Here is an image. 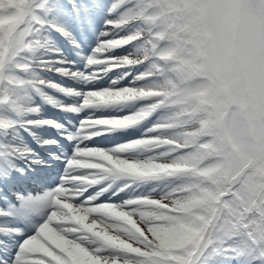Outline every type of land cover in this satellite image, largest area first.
Here are the masks:
<instances>
[{
  "label": "snow or ice",
  "instance_id": "6c2138e0",
  "mask_svg": "<svg viewBox=\"0 0 264 264\" xmlns=\"http://www.w3.org/2000/svg\"><path fill=\"white\" fill-rule=\"evenodd\" d=\"M0 18V264H264V0Z\"/></svg>",
  "mask_w": 264,
  "mask_h": 264
},
{
  "label": "rangeland",
  "instance_id": "374dc122",
  "mask_svg": "<svg viewBox=\"0 0 264 264\" xmlns=\"http://www.w3.org/2000/svg\"><path fill=\"white\" fill-rule=\"evenodd\" d=\"M8 23H9L8 18L2 20L0 22V30L5 29ZM47 113L48 115H54L51 109H47ZM259 161H258L259 163H256L254 165H253L254 161L247 165L246 163H244L246 166L243 169H241L242 172L248 174L251 170L250 167L255 168L254 172L249 177H245L244 181L241 183V189H240L243 197L249 200L250 202H252L253 204H255L258 198L264 196V160H259ZM252 178L255 180L254 182L252 181Z\"/></svg>",
  "mask_w": 264,
  "mask_h": 264
},
{
  "label": "trees",
  "instance_id": "16d2710c",
  "mask_svg": "<svg viewBox=\"0 0 264 264\" xmlns=\"http://www.w3.org/2000/svg\"><path fill=\"white\" fill-rule=\"evenodd\" d=\"M257 159V160H256ZM256 160V161H255ZM260 159L259 158H255V159H253V160H251V159H249L248 160V162H246V165L247 164H250V163H252L253 161H254V163H253V165L254 164H256V163H259L260 161H259ZM259 161V162H258ZM244 163H242L241 165H240V167H239V172L240 173H243L244 175H243V180H242V182L244 181V179H245V177H249L253 172H254V167H250V172L248 173V174H245L244 172H242V170L241 169H243L245 166H246ZM241 170V171H240ZM252 181L254 182L255 180L252 178ZM241 182V183H242Z\"/></svg>",
  "mask_w": 264,
  "mask_h": 264
},
{
  "label": "bare ground",
  "instance_id": "6f19581e",
  "mask_svg": "<svg viewBox=\"0 0 264 264\" xmlns=\"http://www.w3.org/2000/svg\"><path fill=\"white\" fill-rule=\"evenodd\" d=\"M6 18H0V22L2 21V20H5Z\"/></svg>",
  "mask_w": 264,
  "mask_h": 264
}]
</instances>
